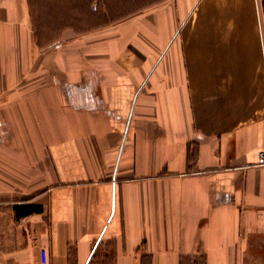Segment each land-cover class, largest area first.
<instances>
[{
  "label": "crops",
  "instance_id": "0c3cea01",
  "mask_svg": "<svg viewBox=\"0 0 264 264\" xmlns=\"http://www.w3.org/2000/svg\"><path fill=\"white\" fill-rule=\"evenodd\" d=\"M264 0H0V264H264Z\"/></svg>",
  "mask_w": 264,
  "mask_h": 264
},
{
  "label": "built area",
  "instance_id": "2783aa9c",
  "mask_svg": "<svg viewBox=\"0 0 264 264\" xmlns=\"http://www.w3.org/2000/svg\"><path fill=\"white\" fill-rule=\"evenodd\" d=\"M260 163L264 164V149L260 152Z\"/></svg>",
  "mask_w": 264,
  "mask_h": 264
}]
</instances>
